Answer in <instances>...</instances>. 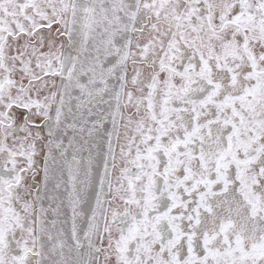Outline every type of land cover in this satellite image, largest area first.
<instances>
[{
  "label": "snow or ice",
  "instance_id": "snow-or-ice-1",
  "mask_svg": "<svg viewBox=\"0 0 264 264\" xmlns=\"http://www.w3.org/2000/svg\"><path fill=\"white\" fill-rule=\"evenodd\" d=\"M0 264H264V0H0Z\"/></svg>",
  "mask_w": 264,
  "mask_h": 264
}]
</instances>
